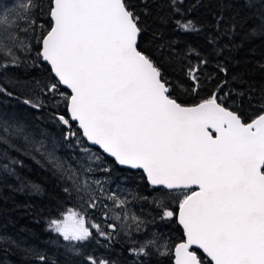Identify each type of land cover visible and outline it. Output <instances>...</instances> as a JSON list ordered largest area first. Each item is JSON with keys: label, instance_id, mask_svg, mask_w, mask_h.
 Returning <instances> with one entry per match:
<instances>
[{"label": "snow or ice", "instance_id": "1", "mask_svg": "<svg viewBox=\"0 0 264 264\" xmlns=\"http://www.w3.org/2000/svg\"><path fill=\"white\" fill-rule=\"evenodd\" d=\"M184 3L168 0L176 17L175 29L199 34L201 27L186 17L196 5L185 10ZM232 6L233 0H222L215 34L206 38L207 53L192 45L180 50L175 41L153 52L143 49L146 29L131 0H48L46 10L40 0H13L11 7L0 9V69L19 67L17 50L30 55L32 41L39 45L33 65L49 66L46 82H34L38 94L22 102L40 109L51 101L52 118L64 126L65 140L75 137L81 145L83 138L117 165L142 170L158 218H175L182 229L180 241L170 245L162 233L148 232L143 219L125 210L119 227L127 255L113 259L117 225L108 224L111 231H106L90 222L85 212L68 208L62 219L49 224L51 231L68 242L66 264H161L153 258L166 256L172 264H264V92L248 97L253 109L248 116L234 99V95L243 98L244 93L226 90L227 80L209 90L216 76L205 71L223 51L217 46L219 38L237 35L236 24L221 29L223 13ZM244 6L249 15L240 26L247 27L246 38L264 37V0H244ZM38 11L49 18L47 27L38 24ZM37 28L43 31L36 34ZM216 67L227 74L226 67ZM17 88L28 90V83L0 80V94L13 97ZM187 97L196 100L190 102ZM17 142L24 145L25 155L35 159L33 153L39 154L64 174L71 182L66 193L75 192L81 200L82 193H87L86 208L98 207L88 181L81 182L74 169L65 168L54 148L50 151L44 140L34 139L22 122L0 116V145L21 152ZM81 151L90 161L102 159L90 147L81 146ZM16 165L22 161L0 148V170L19 180ZM106 199L120 209L128 203L115 193ZM110 218L122 220L120 213ZM0 241L15 243L2 237ZM92 241L108 254L88 251ZM28 251L39 264L48 260L44 254Z\"/></svg>", "mask_w": 264, "mask_h": 264}, {"label": "trees", "instance_id": "2", "mask_svg": "<svg viewBox=\"0 0 264 264\" xmlns=\"http://www.w3.org/2000/svg\"><path fill=\"white\" fill-rule=\"evenodd\" d=\"M131 2L141 13V20L145 25L146 30L141 38L143 49L153 52L159 45L175 41L176 47L180 50H183L186 45H192L205 53L208 52L206 38L215 34L217 15L221 13L222 0H185L183 5L185 10L196 5L192 7L191 12H186V17L201 27L202 31L199 34L184 33L175 29L174 20L176 17L172 15L168 7V0H131ZM40 3L41 7L46 10L48 0H40ZM223 15L222 31L227 30L231 24H236L237 35L231 38L228 36L219 38L217 46L223 48V51L219 56H214L205 69L209 75L216 76V79L209 83L208 88L210 90L219 81H229L226 90L234 89L244 93L243 98L234 95V99L242 106L244 112L251 116L253 109L249 107L248 97H259L264 92V37L246 38L247 27L240 26L244 18L249 15V10L244 6V0H233V6L224 11ZM37 16L38 24L47 27L50 21L44 12L38 11ZM234 16L235 19H233ZM42 31L43 29L37 28L36 34ZM21 35L23 36V33ZM32 44L33 52L30 55L22 54L17 50V55L21 59L19 67L0 69V80L8 78L28 83V90L17 88L15 89L16 95L13 97L0 94V116L15 118L27 125L30 131L40 127L53 135L62 136L65 128L59 123L57 125L53 120L51 101H46L47 106L40 108L39 111L22 102L25 97L35 98L39 89L34 88V82H46L49 75V68L46 64L37 62L33 65L32 61L36 59L35 48L39 45L35 41H32ZM157 55L159 54L157 53ZM217 65L226 67L227 74L219 73ZM165 70L175 79L167 64H165ZM234 76L239 78L234 80ZM206 94L207 92L201 93V95ZM40 95L41 99H44L43 95ZM186 99H189L190 102L196 100L195 97ZM59 110L63 111L61 107ZM12 113H15L16 116H13ZM17 146L21 147V152L7 149L6 145H0V148H5L8 151L9 156L22 161V165L15 166L17 175L21 177L19 180L16 176L0 170V237L4 240L15 241V243L0 241V264H39L34 254L28 251L29 249L44 254L48 258L45 264H66L67 258L64 252L68 242L63 241L59 235L51 231L49 224L53 219H62V213L66 209L74 207L72 194L70 196L64 191L66 187L70 188L71 184L50 168L39 154L33 153L35 155V159H33L32 155L24 154V145L21 142H17ZM103 159L110 168L108 175L127 180L134 197H149L148 200L136 198L137 201L133 198L132 203L135 206L133 209L141 210V212L143 210L147 217H156L153 227L162 223L158 222L157 213L159 210L151 203L152 198L149 193L152 190L146 184L143 175L140 172L121 170L116 167L113 161L104 156ZM33 185L37 187L33 188ZM172 208L177 211L175 205H172ZM97 209L101 211L100 207ZM167 223L169 224V226L166 225L167 228L172 230L173 239L170 243H178L182 238V232L177 226L175 218ZM103 228L108 231L105 227ZM114 237L118 239V236L114 235ZM116 244H119L120 247L115 249ZM124 246L122 241L114 242L111 254H120V258L123 259L127 255L123 251ZM88 251H94L101 255L108 253L107 249L100 246L93 248L92 245L89 246ZM165 260L172 264L171 257Z\"/></svg>", "mask_w": 264, "mask_h": 264}, {"label": "rangeland", "instance_id": "3", "mask_svg": "<svg viewBox=\"0 0 264 264\" xmlns=\"http://www.w3.org/2000/svg\"><path fill=\"white\" fill-rule=\"evenodd\" d=\"M12 4H13V0H0V9H3L5 5L11 7ZM22 54H25V53L22 52ZM59 107H61L63 109V104H61ZM35 110L39 111L41 109H35ZM13 116H16V114L14 113ZM19 119H21V118H19ZM55 123L58 125V122L55 121ZM25 126H26V131L32 133L34 139H36V140H44L45 141V144H46L48 150L51 151L54 148L55 149V155L57 157H59L60 160L64 161L65 168H69L70 167L71 169H74L76 171L77 175L79 176V179H80L81 182H83L85 180L88 181V183L90 184L89 192L91 193L92 196L97 198L98 207L101 208L100 212L101 213L107 212L108 213V218L110 219V221L117 225V228H118V231H119V234L116 235L119 238L117 240H120L122 242L124 240L123 232L120 231V227L119 226L123 222V213L126 210L128 212V214H129V216L131 214L135 213L137 216H139L141 219H143L145 221V223H146V230L148 232H160V233H162L164 235V237L169 241V244L171 245L170 242L173 239V237L171 235V233H172L171 231L172 230L170 228H167V226H169L167 221H162V220L159 219L158 222H162V223H160L156 227H153L154 223L150 222V221H152V217H150V216L147 217V214H146V216H143L142 215L144 213L143 210L141 212V210H139V211L136 210L135 211L133 209L135 207L133 205V203H132L133 198L140 199V197H134L133 196V194L131 192V189H130L128 183H127V180H125L123 178H118V177H114V176H109L108 175L109 171H110V168H109L108 164L104 161L103 155L99 151L98 152L100 154L97 151H95V149L92 148V152L96 153L97 155L102 156V159L99 160V161H90L88 159V154L81 151V146L89 147L86 144V142L83 140V138H81V145H78L76 143V138L75 137H73L70 140H65L64 139L65 132H64V134L62 136L58 135V134L57 135H55V134L53 135V133L44 131L40 127L33 128V130H32L33 132H32V131H30L28 129L27 125H25ZM33 127H35V126L33 125ZM43 161L50 168H52L57 174H59L63 179H66L64 174L62 172L54 169L48 163V161L45 158H43ZM89 167H91L93 169V171H91V172L85 171V169L89 168ZM104 168H108L109 171H104L103 170ZM93 181H100V184L97 185L95 183H92ZM69 183L71 184L70 181H69ZM113 193L117 194L121 199H126L128 201V203L126 204L125 209L115 208L113 206V202L111 200L106 199V197L108 195H111ZM82 195L84 196L83 200H81L77 196V194L75 192L72 193V200L74 202V207L73 208L76 209V210H79L81 212H85V214H87L88 211H90V209H91V208H86V204H85V201L88 200V194L87 193H82ZM137 199H136V201H137ZM139 202H140V200H139ZM82 205H84V206L82 207ZM104 205H108V207L104 208ZM145 211H146V209H145ZM115 213H120L121 214V216H122V220L121 221H116V220L110 218ZM87 219L90 222H93L90 219V217H88ZM130 222L131 221H129V223ZM99 239L101 240V243H104L102 238H99ZM123 245H124V242H123ZM120 252H122V249L120 250ZM169 257L170 256L154 257L153 259L159 260L161 262V264H169L167 262V260H165L166 258H169ZM112 258L113 259H121L120 258V254H116V255L112 254Z\"/></svg>", "mask_w": 264, "mask_h": 264}, {"label": "flooded vegetation", "instance_id": "4", "mask_svg": "<svg viewBox=\"0 0 264 264\" xmlns=\"http://www.w3.org/2000/svg\"><path fill=\"white\" fill-rule=\"evenodd\" d=\"M143 215H146V213L144 212ZM86 217H90V219L95 222V223H99L101 226L105 227L108 231H111L110 229L107 228V225L112 223L110 221V219L108 217L104 216V213L100 212V209H90V212H88L86 214ZM94 231V230H93ZM117 233H119L118 228H117ZM114 235H117L114 233ZM103 239V238H102ZM119 239V238H118ZM118 241L117 239H115V242ZM120 241V240H119ZM103 242L105 243V241L103 240ZM90 245H92V247L97 248L99 247L94 241L90 242ZM117 247H120L119 244H116L115 249ZM121 250V249H120Z\"/></svg>", "mask_w": 264, "mask_h": 264}, {"label": "water", "instance_id": "5", "mask_svg": "<svg viewBox=\"0 0 264 264\" xmlns=\"http://www.w3.org/2000/svg\"><path fill=\"white\" fill-rule=\"evenodd\" d=\"M44 64H45V63H44ZM46 66L49 68L48 65H46ZM85 142H86V141H85ZM86 144H87V142H86ZM87 145H88V144H87ZM88 146L98 151V149H97L96 146H91V145H88ZM99 152H100V151H99ZM100 153H101L103 156H105L106 158H108L109 160L113 161L117 168H119V169H121V170H129V171H132V172H140V173L143 175V177L145 178V176H144L142 170H140V169H131V168L127 167V166L117 165V164L115 163V161H114V158L108 157L107 154H103L102 152H100ZM145 182H146V184H147L146 178H145ZM147 185H148V184H147ZM148 186H149V185H148ZM177 212H178V210H177ZM177 226L181 229V227H180L178 224H177ZM110 230H111V229H110ZM181 231H182V229H181Z\"/></svg>", "mask_w": 264, "mask_h": 264}]
</instances>
